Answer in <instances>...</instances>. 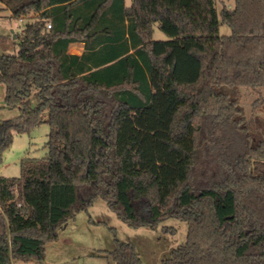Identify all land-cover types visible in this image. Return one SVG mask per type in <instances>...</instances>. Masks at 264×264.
<instances>
[{"label":"trees","instance_id":"16d2710c","mask_svg":"<svg viewBox=\"0 0 264 264\" xmlns=\"http://www.w3.org/2000/svg\"><path fill=\"white\" fill-rule=\"evenodd\" d=\"M0 2L26 21L17 53L0 54L20 111L0 122V162L14 134L50 126L47 155L0 176V264H44L60 227L100 198L132 228L187 222L163 264H264V116L253 129L238 92L264 87V0ZM109 255L144 264L131 242Z\"/></svg>","mask_w":264,"mask_h":264},{"label":"rangeland","instance_id":"374dc122","mask_svg":"<svg viewBox=\"0 0 264 264\" xmlns=\"http://www.w3.org/2000/svg\"><path fill=\"white\" fill-rule=\"evenodd\" d=\"M132 0H127L131 3ZM219 11L234 8L235 0H216ZM0 2V34L10 35V41L0 46V54H15L19 50L17 36L22 34L26 21L10 18L8 10H2ZM154 38L167 39L159 24L154 26ZM221 35H230L228 25L220 26ZM240 103L246 117L254 129L256 116H264V87L259 90L241 87L238 89ZM18 109H11L6 104V86L0 85V122L16 117ZM48 114H45L47 119ZM50 126L44 123L28 133L14 134L13 143L5 151L0 162V176L18 177L21 175V161L25 157L43 158L48 153L47 142ZM174 230V231H173ZM188 224L186 221L170 218L158 228H132L118 218L102 198L98 199L86 211L75 214L73 219L63 224L58 232V239L46 244L44 264H115L109 255L116 247V239L134 244L144 264H163L174 249L187 241ZM16 264H39L37 262Z\"/></svg>","mask_w":264,"mask_h":264},{"label":"crops","instance_id":"0c3cea01","mask_svg":"<svg viewBox=\"0 0 264 264\" xmlns=\"http://www.w3.org/2000/svg\"><path fill=\"white\" fill-rule=\"evenodd\" d=\"M131 4H132V1L131 3H128L126 0V5L128 7L131 6ZM84 50H85L84 43H81V42H75L69 46V52L72 54L81 55L84 52Z\"/></svg>","mask_w":264,"mask_h":264},{"label":"built area","instance_id":"2783aa9c","mask_svg":"<svg viewBox=\"0 0 264 264\" xmlns=\"http://www.w3.org/2000/svg\"><path fill=\"white\" fill-rule=\"evenodd\" d=\"M47 26H48V28H51V27H52V24H51V23H49Z\"/></svg>","mask_w":264,"mask_h":264}]
</instances>
